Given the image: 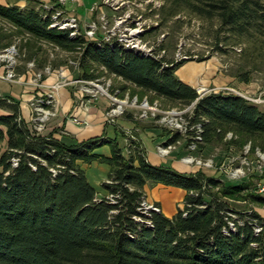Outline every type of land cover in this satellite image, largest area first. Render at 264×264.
<instances>
[{"label":"trees","instance_id":"trees-1","mask_svg":"<svg viewBox=\"0 0 264 264\" xmlns=\"http://www.w3.org/2000/svg\"><path fill=\"white\" fill-rule=\"evenodd\" d=\"M167 1L264 44L260 0ZM0 18L10 21L26 43L46 41L80 51L85 80L97 79L93 69L99 73L103 68L102 74L157 99L194 104L187 129L189 137L200 133V149L228 133L244 142L264 139V111L258 104L232 94L201 97L176 75L185 62L71 38L69 31L51 27L45 10L0 5ZM0 108L9 113L0 116V264H264V219L255 211L233 210L224 201L240 196L264 207V196L251 192L249 185L228 186L203 170L192 174L152 165L139 141L127 148L106 134L82 143L40 135L22 118L14 99H0ZM166 134L172 136L167 145L181 140L178 133ZM105 146L110 157L96 153ZM94 162L110 168L101 185L103 196L80 166ZM158 185L187 193L184 208L172 218L162 212L148 217L139 210L145 188ZM230 224L236 231L228 235L224 230Z\"/></svg>","mask_w":264,"mask_h":264},{"label":"rangeland","instance_id":"rangeland-1","mask_svg":"<svg viewBox=\"0 0 264 264\" xmlns=\"http://www.w3.org/2000/svg\"><path fill=\"white\" fill-rule=\"evenodd\" d=\"M28 2L29 8L37 10L44 11L45 7L53 8L54 12V8L63 10V17L77 18L81 27L96 26V34L100 38L108 35L117 39L109 32L113 30L118 37L122 35V26H136L140 18L139 22L151 28L142 36L149 49L153 48L160 59L185 62L176 75L196 65L202 68L198 73L211 74L209 78L202 76L194 84L201 97L212 93L238 95L257 101L252 103L264 111V44L258 38L234 35L223 28L218 19L201 18L185 6L167 0H64L65 5L60 0ZM119 18L126 20L119 25L122 27L120 30L114 20L117 19V24L123 22ZM108 21V27L103 29ZM2 24L12 40L0 50V69L4 68L0 77H6L10 68L15 78L13 81L0 80L9 83L8 86L16 83L23 86V96H28V125L31 130L36 125L37 134L48 135L55 126L64 127L67 121L86 128L92 125L95 121L92 119L98 113H104L107 127L125 121L130 124L124 130V147L127 148L137 141L145 148L142 131L148 130L145 133L150 135L155 134V129H160L162 137L168 140L172 136L166 133H178L181 136L178 143L167 145L166 140L156 145L162 159L182 164L177 165L181 170L187 169L182 173L195 174L203 170L228 186L247 184L251 192L264 196V191H261L264 188V139L256 140L255 146V141L244 142L228 133L221 140L200 149L198 144L202 141L189 137L187 129V116L191 115L194 104L183 106L157 99L120 78L102 74L103 68L99 73L93 69L94 74L100 77L85 80L80 77V51L63 50L46 41L34 43L30 40L26 43L20 37L22 35L15 34L16 27L10 21L3 19ZM13 48L16 54L11 53ZM52 75L55 84L45 85L46 77ZM6 98L11 97L0 93V99ZM15 101L20 106L21 102L24 103L22 97ZM38 107L42 112L37 111ZM38 118H43V121H36ZM58 120L61 121L57 123ZM193 143H197L195 148ZM169 146L171 148L165 150ZM2 148L5 150L4 144ZM108 170L105 164L93 165L88 170L87 178L99 190L100 196L105 195L101 185L107 181ZM146 190V206L158 208L164 215L172 218L184 208L187 193L182 189L158 185L147 186ZM224 201L233 210L255 211L264 219V207L249 200L237 196L224 198Z\"/></svg>","mask_w":264,"mask_h":264},{"label":"crops","instance_id":"crops-1","mask_svg":"<svg viewBox=\"0 0 264 264\" xmlns=\"http://www.w3.org/2000/svg\"><path fill=\"white\" fill-rule=\"evenodd\" d=\"M0 5L18 6L22 9L29 8L28 0H0ZM2 22H3V19L0 18V50H2L3 48H6V46H8L12 40L11 36L4 31ZM201 70H202L201 65L191 66L185 73H181L179 75L177 74V76L179 77L181 81L195 88L194 84L197 83L201 79L202 76L205 78L211 77V74L209 73H204V74L200 73ZM0 71H4V68L1 67ZM198 71L200 72L198 73ZM44 83L47 86H51L55 84V78L53 77V75L46 77V79L44 80ZM8 85L9 83L0 80V93L3 96H9L14 100H20L21 97L24 99V103L21 102L20 110H21L22 118L25 120L26 123H28L29 122V106L26 103L28 100V96L26 95L23 96V92H25L23 90V86L19 83L10 84L11 86H8ZM68 107L65 108V110L63 111H66ZM8 114L9 113L7 111L0 108V116L8 115ZM60 121L61 120H58L57 123ZM92 121H94L92 125L86 128H79L72 122L67 121L65 122L64 127L61 125L55 126L52 130H50L51 131L50 133H53L56 139L65 140L68 143H82L87 140L98 138L106 134L110 138H116L120 142L121 146L125 145L126 140L124 138V130L129 127L130 124L128 122L126 121H125L126 123L120 122L118 123L117 126L107 127L106 122H105L106 119H105L104 113H98L96 116H94ZM147 131L148 130L142 131V134H141L144 140V144H145L144 149H146L145 151H146L147 160L152 165H155V166H162V165L170 166L179 172H186L185 170L187 169L181 170L177 167V165L180 163H177L176 161L170 162V161L164 160L158 155L156 145L159 143V141L164 142L168 140L167 137H162L161 130L155 129L154 130L155 134L150 133L151 136L145 133ZM151 137H153V139ZM96 153L106 156V157L111 156V150L109 146H105V147L98 149ZM97 164H100V163L94 162L91 165L80 163V166L83 170H85L86 175L88 177V170L93 165H97ZM107 172H109V170ZM146 189L147 187L145 188V191H147ZM182 195L185 196V194H182ZM166 216L171 218V216H168V215Z\"/></svg>","mask_w":264,"mask_h":264},{"label":"built area","instance_id":"built-area-1","mask_svg":"<svg viewBox=\"0 0 264 264\" xmlns=\"http://www.w3.org/2000/svg\"><path fill=\"white\" fill-rule=\"evenodd\" d=\"M61 3L64 4V0H60ZM65 5V4H64ZM45 11L50 12V16H51V20H52V24L51 27L52 28H57L59 30L62 31H69L70 32V37L71 38H77V37H81L84 38L86 41H94L97 42L100 46L101 45H109L110 47H115V46H119L122 49H124L125 51H130V52H134L135 54H138L140 56L143 57H152L155 59H160L161 57L159 55H157L156 51L151 48L149 49L147 44H145L142 41V36H145V34L151 30L150 27H148L147 24L139 22V19L137 20V24L136 26H130V27H123V32L122 35L117 37V34H115L112 31L109 32V34H111L112 36H116L117 39H113L110 36H106L105 38H100L97 36L96 34V26H91V27H81L80 23L78 21L77 18L75 17H63V15L65 14V12L63 10H59L56 8H54L55 12L53 11V8L51 7H45ZM115 23L117 25V27L122 28L121 26L119 27V25H123V23L126 22V20H121V18H119L118 20L123 21V22H119L117 24V19H114ZM109 25V21L105 23V25L103 26V29H106ZM116 29V28H115ZM13 51H11V53L16 54L15 49H12ZM10 52V51H9ZM2 58V56L0 57V59ZM12 59V58H11ZM8 68V67H7ZM7 76L6 77H0L1 79H4L6 81H13L15 76L13 74V72L10 70V68H8L7 70ZM251 102H257L255 100L249 99ZM37 111L40 113L42 112V109L40 107L37 108ZM117 112V111H116ZM46 113H44L45 115ZM40 115V114H38ZM36 121H43V118H38L36 119ZM200 129V127H199ZM32 131L37 133L38 132V128L35 125L34 127H32ZM201 132V130H200ZM197 141H201L202 138L200 136V133H198V136L196 138ZM193 148L196 147L197 143H193L192 144ZM171 146H169L167 149H170ZM14 166H17V162L14 161ZM261 191H264V188H262ZM146 200H144L141 204V207L139 208V210L145 214L146 216H151V213L153 212H160V210L158 208H150L149 206H146L145 203ZM261 228H257L256 229V234H259L261 232ZM229 231L231 232H235L236 229L234 227L233 224H230V228L229 229H225L224 233L229 235Z\"/></svg>","mask_w":264,"mask_h":264}]
</instances>
